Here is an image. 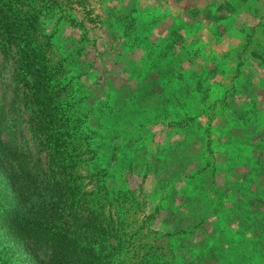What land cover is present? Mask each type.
Returning a JSON list of instances; mask_svg holds the SVG:
<instances>
[{"label": "rangeland", "instance_id": "374dc122", "mask_svg": "<svg viewBox=\"0 0 264 264\" xmlns=\"http://www.w3.org/2000/svg\"><path fill=\"white\" fill-rule=\"evenodd\" d=\"M243 1L151 42L169 12L141 0H0V264H264V0Z\"/></svg>", "mask_w": 264, "mask_h": 264}, {"label": "crops", "instance_id": "0c3cea01", "mask_svg": "<svg viewBox=\"0 0 264 264\" xmlns=\"http://www.w3.org/2000/svg\"><path fill=\"white\" fill-rule=\"evenodd\" d=\"M126 1V0H125ZM141 5L139 6L138 10L143 12L146 9H150V10H154V9H158L160 11L163 10H167L169 12L168 17L161 23V25H159L158 27H155L149 40L152 42L154 41H158L159 39H163L164 37H166L167 35H169V28L173 27L174 24V20L176 18H178L179 16L183 19L184 21V26L191 28L192 25H190L191 23V13L194 11H197L199 16H207L208 13H210V11L215 14V15H221V16H228L229 14H231L230 12L224 10L222 8V6L227 5L229 7H231L233 10H238L239 7H241L242 5H244V1L243 0H141ZM250 0H247L245 5H249ZM135 3V0H134ZM213 8V10H212ZM238 19V17H236ZM195 23V21H193ZM264 23V22H263ZM197 26L195 27V29H198L197 31H200L201 28H204L206 25V22H204V25L200 23V21L197 22ZM200 29V30H199ZM177 41V40H175ZM172 44L174 43V41L171 42ZM135 53H137V51L134 49ZM127 54V53H126ZM124 56V58L129 59V54ZM138 54H142V52L140 50H138ZM136 55V54H135ZM139 55V56H140ZM170 61V60H167ZM139 62V61H138ZM192 68L189 65L188 70L190 71ZM127 87V86H126ZM130 88H132L131 94L132 93H140V88L141 85H138L137 87L134 86H129ZM255 214H257L254 211ZM218 214H220L218 212ZM262 214L264 215V211L262 212ZM242 216L237 215L235 216V218L233 219L234 221H236L235 223L237 224L238 221H242L244 222V218H242ZM244 223L241 224H237L238 229H240V227L243 225ZM233 225V224H232ZM252 233V232H251ZM255 233V232H254ZM253 233V234H254ZM251 234V235H253Z\"/></svg>", "mask_w": 264, "mask_h": 264}, {"label": "trees", "instance_id": "16d2710c", "mask_svg": "<svg viewBox=\"0 0 264 264\" xmlns=\"http://www.w3.org/2000/svg\"><path fill=\"white\" fill-rule=\"evenodd\" d=\"M62 241H60V243H61ZM48 258H51L50 256H48Z\"/></svg>", "mask_w": 264, "mask_h": 264}]
</instances>
